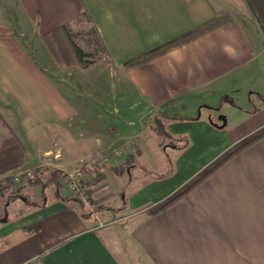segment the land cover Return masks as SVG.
Returning a JSON list of instances; mask_svg holds the SVG:
<instances>
[{
  "label": "crops",
  "instance_id": "1",
  "mask_svg": "<svg viewBox=\"0 0 264 264\" xmlns=\"http://www.w3.org/2000/svg\"><path fill=\"white\" fill-rule=\"evenodd\" d=\"M83 9L94 21L108 62L77 67L88 76L74 65H58L42 40L72 24ZM222 10L233 21L144 64L123 65ZM263 41L242 0H0V108L25 149L23 165L3 179L47 167L36 183L22 178L16 188L21 195L6 203L16 206L0 219V264H264V101L240 108L241 118L233 123L223 112L217 120H224L223 127L209 118L234 103L235 91L253 86L251 80L264 68ZM95 74L106 81H95ZM256 90L247 91L251 106L261 96ZM83 98L107 107L102 111L111 117H82ZM110 106L116 107L111 113ZM154 118L170 135L190 139V145L178 146L171 135L174 145L156 147L161 153L182 148L171 174L158 178H152ZM0 134V140L7 134L1 125ZM260 134L180 200L155 212ZM122 149L125 156L110 160L107 168L113 171L106 170L90 192L115 175L118 192L127 189L126 210L160 204L131 219L126 231L97 225L96 217L105 220L114 211L86 210L73 200L67 181L53 173H72L92 155ZM124 159L131 163L116 168ZM43 183L53 186L40 205L41 192L37 199L30 194Z\"/></svg>",
  "mask_w": 264,
  "mask_h": 264
},
{
  "label": "trees",
  "instance_id": "2",
  "mask_svg": "<svg viewBox=\"0 0 264 264\" xmlns=\"http://www.w3.org/2000/svg\"><path fill=\"white\" fill-rule=\"evenodd\" d=\"M247 10L249 11L252 19L258 24V27L262 34H264V0H242ZM233 21V18L227 11L217 12L214 18L209 21H206L184 33L176 35L169 40L162 42L152 48H149L145 51L138 53L137 55L126 60L123 65L126 68H134L141 64H144L151 60L152 58L162 55L169 51L172 48L183 45L187 42H190L207 32L215 30L221 27L224 24ZM86 23H90L91 26L89 28L86 27ZM76 26H79L80 29L75 33V30L71 28V24H66L64 26L59 27L55 31L50 34L43 35L42 40L46 47L48 48L50 54L52 55L54 61L58 65L72 66L74 64H78L81 68H88L89 64L87 61V56H93L98 54L99 50L106 54V48L100 38L97 28L94 25V21L91 15L87 10L83 9L76 20L72 23ZM81 37L84 41V44L90 48V51H86L81 45L76 41V38ZM154 127L153 130L156 134L164 139H169L170 145H174L171 142V135L163 128L159 119L154 118ZM0 123L3 127H5L8 131V136L0 141V176L7 173L8 171L19 168L24 163L25 149L21 141L19 140L16 133L13 129L7 124L2 115L0 114ZM262 134L257 137L249 140L245 144L238 147L236 150L229 153L226 157H224L219 163H217L212 169L204 172L199 178H197L191 185L186 187L182 192L171 198L170 200L164 202L158 210L155 212H159L160 210H164L180 200L189 190L200 184L204 179H206L216 167L220 164L227 161L232 155L246 147L250 143L254 142L258 139ZM35 177L40 180L43 176V173L47 170L45 165H40L33 167L31 169ZM53 173L57 174L59 177L66 180L68 174L63 173L61 171L55 170ZM67 181V180H66ZM103 181V177L97 176L95 179H80L76 182V189L72 191L73 200L81 203L82 199L85 198L87 201L91 202L90 197V189L93 188L96 184L101 183ZM46 183H43L41 187V196L42 203L45 199L44 196V187ZM27 203L31 205H35L33 202L27 201ZM97 209L99 211H113L114 209L111 207H102L98 206Z\"/></svg>",
  "mask_w": 264,
  "mask_h": 264
},
{
  "label": "rangeland",
  "instance_id": "3",
  "mask_svg": "<svg viewBox=\"0 0 264 264\" xmlns=\"http://www.w3.org/2000/svg\"><path fill=\"white\" fill-rule=\"evenodd\" d=\"M244 5H245V3H244ZM89 26H91V24L90 23H86V27L89 28ZM71 28L73 30H75V33L77 31H79V29H80L79 26H76L74 24H71ZM76 41L86 51H88V52L90 51V48L84 44V41L82 40L81 37L76 38ZM263 44H264V41H263ZM42 45L43 44H39V50L41 51V49H42L45 53H47V50H46L47 47L45 48ZM41 53H43V52L41 51ZM47 56H48V53H47ZM48 58H49L50 61H53L50 57H48ZM86 59H87L88 63H90L89 64V67L90 66H93V67L94 66H99L101 64L102 65H104V64L106 65L108 63L107 62V58H106V54L102 53L100 50H99L98 54H95V55L89 56V57L87 56ZM40 61L41 62L43 61L42 57H41V60ZM74 66H76L75 70L78 71L81 75H83V76L87 75L88 76L90 74V73H86L85 71H79V68H77L78 67V64H74ZM106 66H108V65H106ZM261 71H262V73H259L258 75H255L253 77V80H251L252 81V85L254 87L253 86H250V89L246 90V92H243V91H235L233 93L234 95L236 93H238V92H239V94H236L233 97L234 103H232V102L229 101L228 102L229 105L223 107L220 114L215 115L214 113H210V115H209L210 116L209 118H211L210 121L212 120L211 122L215 124L213 126H215L216 128L217 127H223V125L225 124L224 123V120L222 119V121H217L219 119V117L221 115H223V112L226 113L229 116L227 118L230 120L231 123H233V122L238 121V118H241V117H239V115H240V108L245 109V108L248 107V109H251V107L252 108L253 107H256V106L258 107V104L259 103H262L264 101V68ZM96 75H98V74H95V76ZM92 76H94V74H92ZM76 79H78L77 76L76 77H72V80H75L76 81ZM94 80L95 81L98 80V82H102L103 83L104 81H106V78H105V76H102V75L99 74L97 76V78L94 79ZM248 84H250V83H248ZM103 85H105V84H103ZM91 88H92V85H91ZM256 88H259V91L258 92L261 94V96L258 99H255L254 100L255 105L254 106H251L250 103L247 101V95L249 94V92H247V91L252 90V91L256 92L257 91ZM91 90H92V92H96V89H93L92 88ZM127 96H128V93H126V99H127ZM96 97H98V96L96 95ZM83 100L84 101L81 102V104H83V106L81 107L82 108L81 113L83 115L82 117H111V116H108V113L106 115V112L105 111H102V110H105V108H107L104 105L103 106L100 105L97 101H94L93 103H91V102H89L87 100V98H85V99L83 98ZM128 102H129V100H127V103ZM130 107H132V106H130ZM114 108H116V107L115 106H110L109 109H108V111L111 113L114 110ZM117 108L120 109L121 111L123 109L121 106L120 107L118 106ZM126 108H128V106H126ZM1 109L2 108H0V114L4 118L5 116H4V113L1 112ZM201 111H202V114L204 116L205 113H206L205 109H201ZM197 113L198 112L196 111V115H197ZM211 114H213V115H211ZM232 115H236V117H232ZM117 116L118 115L116 114V117ZM0 125L2 126L1 123H0ZM7 136H8V131H7V134H6L5 138ZM51 137H53V134L52 133L50 135V139H51ZM154 137H155V139H154L155 141L152 140V147L154 146L156 148L157 146H164V145H167L168 143L170 144V142H169L168 139H164V138L162 139L161 137H159L157 135H155ZM172 137L174 139V142L177 143L178 146H181L183 144L185 145L186 143H187L186 146L187 145H190V139H189V136L187 134H182V133L181 134H173ZM180 138H181V140H180ZM50 139L44 138L43 141H47V143H49V140ZM157 139H159L160 141H162V143H159L158 144L156 142ZM177 139H179L180 141L178 142ZM124 150L125 149H122L121 151H119L118 154H116V153L114 154V152H112V153H104V154L108 155V161L104 165V167H102L103 169L102 168L99 169V171L97 173L98 174L97 176L102 175L106 170H110V171L112 170L113 171V168H111V169L110 168L109 169L107 168L108 167V164L110 163V160L112 158H114V157H118L121 154H123V156H125V151L126 150L125 151ZM169 150H166L167 152L166 151H163V153H161L156 148V152H153L152 151V178H156V177L158 178V177H162V176L164 177L165 175H168L169 173L171 174V172L174 170V163L176 161V158H178L179 156H181V150H182V148L181 149H176L177 151H173V152H170ZM100 154L101 155H104L103 153H100ZM217 156H215V157H213V159H211V161L208 163V166L206 167V169H209L210 167H212L215 163H217L225 155L222 154L221 156H219V155H217ZM129 163H131V161H128L127 159H124V163L121 164V165L118 164L119 166L116 167V168L124 169V167L128 166ZM123 165H125V166H123ZM203 171H205V170H203ZM203 171H201L200 174ZM8 172H10V171H8ZM24 173L25 172H23V173L19 172V173L15 174V176H18L20 178L19 181H15V182L12 180V178H10V179H8V178L7 179H3L4 178V176H3L4 174L0 176V179H1L0 180V219L3 218V217H5L7 215V211L11 214L12 211H13L14 205L16 206V204H15L16 202L13 203V204H10L8 207L6 206V203L9 202V201L11 202L13 198H16L17 196L21 195V194H19L16 191V188L19 186V183L22 181V178H25L26 179ZM130 173H132L131 169H130ZM51 176H52V173L51 174H47V177L50 178ZM95 177L92 176L90 178L91 179H95ZM47 180H48V178H47ZM28 182H29V184L30 183H36V182H38V179L35 177L34 180H32V181H29L28 180ZM119 182H120L119 178L116 177L115 175H113V176L112 175H108L105 184H103L102 186H100V185L96 186L94 188L93 192H90L91 202H89L85 198H83L82 199V202L79 203V204L82 205V206H84L86 208V210H90V212H95V213L96 212H101V211H99L97 209V207L99 205L102 206L103 208L104 207H114V208L115 207L116 208L118 207V209L119 208H123L120 213H118V211H117L118 209L117 210H113L114 211V215H112L108 219L102 220L99 217L98 218L96 217L95 218V221H96V224L99 225L100 227H110V228L111 227H113V228L124 227V229L126 231L128 229L129 221H131V219H133L134 217H136L137 215H139L141 213L149 212L151 210L153 211L160 204H159V201H157V202L156 201H152V205L151 204H148V205L141 206V207H139L137 209H134V210H126L124 206H125L126 199H127V195H126L127 189L124 188L120 192H118V190H119V184H120ZM39 183H41V182H39ZM40 185L38 187V189H39L38 191H37V188L35 187V190L37 191V193L36 192H32L30 194V197H32L33 199L39 198V193L41 192ZM52 186L53 185L51 184L49 186L46 185L44 187L45 188V192H46L44 194V196H46V195L49 194V192L52 190ZM183 187H186V185H183L180 188H183ZM33 193L37 194L36 197H33V195H32ZM100 199H103V200H100ZM17 202H19V200ZM102 212H106V211H102ZM111 213H113V212H111Z\"/></svg>",
  "mask_w": 264,
  "mask_h": 264
},
{
  "label": "built area",
  "instance_id": "4",
  "mask_svg": "<svg viewBox=\"0 0 264 264\" xmlns=\"http://www.w3.org/2000/svg\"><path fill=\"white\" fill-rule=\"evenodd\" d=\"M115 153L118 154L119 151H115L114 154ZM107 161H108V155H106V154H104V155H101V154L92 155L89 159L84 161L75 171H73L72 173H67L68 176H67L66 180H67V183L69 185L70 190L73 191L74 189H76V186H77L76 182L80 179L91 180L90 177H92V176L97 177V175H98L97 173H98L99 169L104 167V165L107 163ZM24 174H25L26 179L29 181H32L35 178V174L32 170H28ZM12 180L14 182L19 181L20 178L18 176H14V177H12Z\"/></svg>",
  "mask_w": 264,
  "mask_h": 264
}]
</instances>
